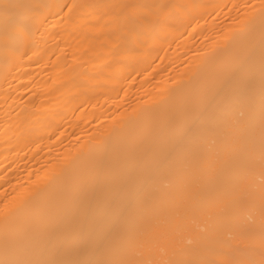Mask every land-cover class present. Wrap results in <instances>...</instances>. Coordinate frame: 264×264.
Returning a JSON list of instances; mask_svg holds the SVG:
<instances>
[{"label":"bare ground","instance_id":"1","mask_svg":"<svg viewBox=\"0 0 264 264\" xmlns=\"http://www.w3.org/2000/svg\"><path fill=\"white\" fill-rule=\"evenodd\" d=\"M0 264H264V0H0Z\"/></svg>","mask_w":264,"mask_h":264}]
</instances>
